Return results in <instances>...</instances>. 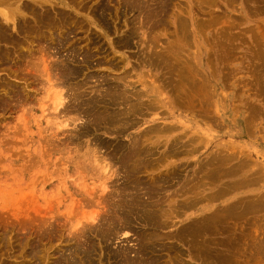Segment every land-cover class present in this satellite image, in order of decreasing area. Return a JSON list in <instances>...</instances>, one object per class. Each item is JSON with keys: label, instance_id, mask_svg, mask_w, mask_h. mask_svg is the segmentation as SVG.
<instances>
[{"label": "rangeland", "instance_id": "rangeland-1", "mask_svg": "<svg viewBox=\"0 0 264 264\" xmlns=\"http://www.w3.org/2000/svg\"><path fill=\"white\" fill-rule=\"evenodd\" d=\"M136 1L0 0V264H125L122 251L132 264H264L256 242L264 239V0ZM58 57L84 69L80 77L60 79ZM107 85L130 96L114 110L145 103L131 115L137 122L76 137L86 117L63 112L61 98L72 105L68 89L97 96ZM152 125L157 161L140 174L146 187L137 207L125 206L124 223L113 209L132 197L123 185L132 178L112 170ZM95 160L108 163L110 177ZM246 201L263 206L212 212ZM148 208L158 224L141 222ZM209 213L216 220L205 234L170 236Z\"/></svg>", "mask_w": 264, "mask_h": 264}, {"label": "bare ground", "instance_id": "bare-ground-1", "mask_svg": "<svg viewBox=\"0 0 264 264\" xmlns=\"http://www.w3.org/2000/svg\"><path fill=\"white\" fill-rule=\"evenodd\" d=\"M7 1V0H6ZM10 1V0H9ZM129 1V0H128ZM133 1L134 0H132V4H133ZM138 2H140L139 0H137ZM136 1V2H137ZM156 1H158V0H156ZM168 0H160V2H162V3H160L159 1V3L160 4H166V2H167ZM151 2H153V0L151 1ZM157 2V3H158ZM154 3V2H153ZM131 4V3H130ZM134 4H136V3H134ZM155 4V3H154ZM17 6H19V5H17ZM153 7V6H152ZM20 8V7H19ZM156 8V7H155ZM154 8V9H155ZM158 8H160V7H158ZM26 9H27V7H26ZM157 9V8H156ZM151 10V9H150ZM155 11V10H154ZM154 11H152L151 10V13L152 12H154ZM45 12V11H44ZM148 13H150V11H147ZM2 13H3V15H4V17L6 18V19H8L9 17H11V14H10V16H9V14H7L6 12H4V11H2ZM59 13V12H58ZM38 14V13H37ZM47 14H49V13H47ZM151 15V14H150ZM153 15V14H152ZM37 17H39V19H40V15H37ZM59 17H60V15H59ZM16 18V17H15ZM11 19V18H10ZM38 19V20H39ZM180 19H182V18H180ZM12 20H13V18H12ZM17 20V22L19 21V19H16ZM41 20V19H40ZM62 20V19H61ZM185 19H183V20H181V23H183L182 21H184ZM53 21V20H52ZM180 21V20H179ZM20 22V21H19ZM24 22H26V21H24ZM50 22V21H49ZM62 22V21H61ZM184 22H186V20L184 21ZM23 23V22H22ZM34 23V22H33ZM32 23V24H33ZM43 23V22H42ZM59 23V22H58ZM165 23V22H164ZM180 23V24H181ZM186 23H188V22H186ZM186 23H184V25H188V24H186ZM16 24V23H15ZM18 24V23H17ZM19 24H21V23H19ZM19 24H18V26H19ZM27 24H29V23H27ZM50 24H52V23H50ZM56 24V23H55ZM24 25V24H23ZM23 25H20L19 27H23ZM34 25H36L35 23L33 24V26ZM54 25V24H53ZM154 25H156V24H154ZM154 25H152V26H154ZM163 25H165V24H163ZM29 27H30V25H28ZM32 26V25H31ZM151 26V27H152ZM176 27H177V25H176ZM184 27V26H183ZM35 28H36V26H35ZM182 28V27H181ZM16 29H17V27H16ZM20 29V28H19ZM29 30V29H28ZM5 31H8V30H5ZM30 31V30H29ZM28 31V32H29ZM16 32V31H15ZM18 32V31H17ZM27 32V33H28ZM2 33V32H1ZM30 33H32V32H30ZM13 34V33H12ZM29 34V33H28ZM52 34V33H51ZM3 35H5V34H3ZM10 35V34H9ZM9 35H5L6 37H4L5 39H7V36H9ZM17 35V34H16ZM27 35V34H26ZM0 36H2V35H0ZM11 37V36H10ZM15 36H13V37H11V38H14ZM16 37H18V36H16ZM15 37V38H16ZM22 38H23V36H21ZM26 37V36H25ZM178 37V36H177ZM182 37H183V35H182ZM3 38V39H4ZM59 38V37H58ZM2 39V38H1ZM21 39V38H20ZM57 39V38H56ZM7 40H9V39H7ZM13 40V39H12ZM11 40V41H12ZM17 40H19V39H17ZM51 40V39H50ZM53 40V39H52ZM179 40V39H178ZM183 40V39H182ZM13 41H16L15 39L13 40ZM127 41V40H126ZM172 41V40H171ZM17 42H21L20 40L19 41H17ZM180 42H182V41H180ZM179 42V43H180ZM186 42V41H185ZM24 43V42H23ZM22 43V44H23ZM53 43V42H52ZM187 43V42H186ZM28 44V43H27ZM173 44V47H174V43H172ZM171 44V45H172ZM181 44V43H180ZM16 45H17V43L16 44H14V47H16ZM179 45V44H178ZM21 46H23V45H21ZM181 46V45H180ZM29 47V46H28ZM23 48V47H22ZM167 48H171L172 49V47H167ZM175 48V47H174ZM179 48V47H178ZM24 49V48H23ZM30 49V48H29ZM176 49H177V47H176ZM175 49V51L176 52H179V50L177 51ZM57 50V49H56ZM59 50V49H58ZM165 50V49H164ZM164 50H163V55H165L164 54ZM167 50V52L168 53H170L169 51H168V49H166ZM173 50V49H172ZM171 50V51H172ZM57 52V51H56ZM173 52H174V50H173ZM170 54H174V53H170ZM178 53H176V55H177ZM176 55H173V57L174 58H176V57H179V56H176ZM71 60L73 61V58H74V60H75V57L71 54ZM75 56H77V55H75ZM84 56V55H83ZM161 56V55H160ZM168 56V55H167ZM69 56H67V58H68ZM166 57V56H165ZM171 57V56H170ZM60 57H58V58H56V59H59ZM161 58H162V56H161ZM161 58H160V60H161ZM70 59V58H69ZM68 59V60H69ZM76 59H77V57H76ZM60 60V62H59V64H60V66L62 67H60V66H58V67H56L57 69L60 67L61 68V73L60 72H58V76H59V78L61 77V78H63V76H65V77H67V79L68 78H71V77H69V76H71V75H77V76H79V72L81 73V71L82 70H84V69H80V67L79 66H77V65H75L76 64V62L74 63V66H70L71 64L69 63V62H67V63H65L66 61H62V59L60 58L59 59ZM58 60V61H59ZM64 60V59H63ZM106 60V59H105ZM120 60V59H119ZM179 61L180 60H182V59H178ZM54 61L55 60H53L52 62H50V63H52V64H54L55 65V63H54ZM82 61H84L85 63L84 64H82V66H86V69H88L87 68V66L88 65H90L89 63H91L90 62V58L89 57H87V56H84V58L82 59ZM103 61V60H102ZM169 61H171L170 59H169ZM176 61H177V58H176ZM178 61V62H179ZM185 61V60H184ZM183 61V62H184ZM45 62V61H44ZM110 62H112V61H110ZM116 62V61H115ZM172 62V61H171ZM181 62V61H180ZM179 62V63H180ZM188 62V61H187ZM77 63H79V62H77ZM100 63V62H99ZM162 63V62H161ZM178 63V65L180 66V64ZM186 63V62H185ZM45 64V63H44ZM51 64V65H52ZM56 64H58V62L56 63ZM58 64V65H59ZM70 64V65H69ZM166 65H169V64H167V63H165ZM165 64H163V65H165ZM165 65V66H166ZM185 65V64H184ZM192 65V64H191ZM49 66H50V64H49ZM48 64H46L45 65V70H46V72L48 71ZM81 66V65H80ZM84 66V67H85ZM187 66V65H186ZM35 67V66H34ZM54 67V66H53ZM182 67V66H181ZM191 67V66H190ZM194 67V66H193ZM55 67H54V69H56ZM60 68H59V70H60ZM82 68V67H81ZM184 68V67H183ZM187 68V67H186ZM50 69H51V67H50ZM53 69V68H52ZM56 69V70H57ZM188 69V68H187ZM58 70V71H59ZM184 70H185V68H184ZM195 70V69H194ZM191 71V70H190ZM49 72V71H48ZM56 72V74H57V71H55ZM55 72L53 73V75L55 74ZM182 72H184V71H182ZM186 73V72H185ZM191 73V72H190ZM50 73H48V75H49ZM179 75H180V73H178ZM182 74V73H181ZM184 74V73H183ZM63 75V76H62ZM93 76H94V74H92ZM92 75L90 74V76H89V74H88V76L89 77H92ZM172 75V74H171ZM178 75V76H179ZM187 75V74H186ZM185 75V76H186ZM189 75V74H188ZM194 76V75H193ZM55 77H57V76H55ZM73 77V76H72ZM80 77V76H79ZM88 77V78H89ZM108 77V76H107ZM106 77V78H107ZM184 77V76H183ZM60 78V79H61ZM93 78V77H92ZM95 78H96V76H95ZM105 78V77H104ZM122 78V77H121ZM182 78V77H181ZM193 78H195V76L193 77ZM56 79L57 78H55V81H56ZM60 79L58 80V81H60ZM64 79V78H63ZM62 79V80H63ZM66 79V78H65ZM72 79V78H71ZM86 79V78H85ZM108 79V78H107ZM107 79H104V80H107ZM178 79V78H177ZM189 79V78H188ZM87 80H89V79H87ZM103 80V79H102ZM101 80V81H102ZM194 80V79H193ZM68 81V80H67ZM67 81H65V82H67ZM85 81V80H84ZM83 81V83H85ZM91 81V80H90ZM178 81V80H177ZM181 81V80H180ZM62 82V81H61ZM193 82V81H192ZM200 82V81H199ZM69 83V82H68ZM87 83V82H86ZM105 83H107L106 81H105ZM194 83V82H193ZM202 83V82H201ZM66 84V83H65ZM72 84H75V83H72ZM71 84V85H72ZM88 84V83H87ZM178 84H179V82H178ZM188 84V83H187ZM59 85V84H58ZM63 85V84H62ZM197 85H199V84H197ZM67 86V85H66ZM68 86H70V85H68ZM85 86H86V84H85ZM195 86V85H194ZM193 86V87H194ZM75 87V86H74ZM104 87V86H103ZM102 87V88H103ZM182 87H183V84H182ZM189 87V86H188ZM187 87V88H188ZM71 88V87H70ZM185 88V87H184ZM95 89V88H94ZM93 89V90H94ZM97 89V88H96ZM183 89V88H182ZM181 89V90H182ZM189 89V88H188ZM193 89V88H192ZM72 90H74L75 91V89L73 88ZM185 90V89H184ZM90 91V90H89ZM97 91V96L96 95H94V94H91V96H87V97H83V93L82 94H79V93H72V91L70 92L69 91V89L65 92V93H67V94H69L70 95V98H71V100L73 101V104L71 105H69L68 103H66L67 101H66V97H65V101H62V98H61V100L60 99H58V97L56 98V101H55V103H58L59 102V100H60V102L59 103H62L61 105L63 106V108H61V110L63 111V112H69V110H71V111H77V113L81 116V115H83V116H85L86 117V119L85 120H83L82 121V123L80 124V127H79V129H78V134H76V137H81V136H83V135H87V134H90V127H95V129L96 130H98V129H104L105 131L106 130H108V129H115V128H118V127H122V126H126V125H132V124H135L137 121L135 120V119H132L131 118V115L133 114V113H136V112H141L143 109H142V105H145V103L144 102H142V104L140 103V104H138L137 102H135L134 104L132 103L131 104V106H129V107H126V108H123V109H120V110H114L115 108L113 107L115 104H123V103H125L127 100H128V97H130V96H128L127 97V95L124 93V92H121V91H119V90H117V89H115L114 87H112V85H107L105 88H104V90H103V92L101 91V93H99L98 94V90H96ZM137 91V90H136ZM153 91H155L154 89H153ZM100 92V91H99ZM170 92V91H169ZM180 92V91H179ZM186 91H184V92H180V93H185ZM187 92H189L188 90H187ZM191 92V91H190ZM94 93V92H93ZM152 92H150L149 94H151ZM191 93H193V92H191ZM189 94V93H188ZM194 94V93H193ZM57 95H59L58 93H57ZM89 95V94H88ZM152 95V94H151ZM68 96V95H67ZM85 96V95H84ZM186 96V95H185ZM189 96H191V95H189ZM183 96L181 95V98H182ZM180 98V97H179ZM192 98V97H191ZM184 99V98H183ZM153 101H154V99H152ZM186 100V99H185ZM193 100V99H192ZM71 101V102H72ZM151 101V100H150ZM160 101L161 102H163V103H165V101H164V97H162L161 99H160ZM181 101V100H180ZM147 102V101H146ZM137 103V104H136ZM154 103H156V102H154ZM154 103L151 101V102H149V104H147V106L148 107H154L155 105H154ZM136 104V105H135ZM61 106V107H62ZM146 106V105H145ZM156 106H158V105H156ZM82 108V110L80 111V109ZM144 108V107H143ZM76 113V114H77ZM82 113V114H81ZM78 117V116H76V118H72L73 120H78V118H81V117ZM82 119V118H81ZM69 120V119H68ZM69 124H70V122H68ZM73 123H74V121H73ZM120 129V128H119ZM160 130V128H158V126H155V125H152V126H150V127H146V128H144V130L143 131H141V132H139L138 134H136L132 139H131V142H130V144L127 146V148H125V151H122V154H121V157H119V166H118V168L116 169V170H112L113 172H112V174H119V172H120V170H122L125 174H127V175H129L130 176V178H132L131 179V181H128V182H125V183H123V185H124V189L125 190H128L126 193H128V194H131V198L129 199V201H126V200H124L125 199V197H124V199H123V196H122V199L124 200L123 201V203L121 204V203H119L117 206H115V207H117V209H115V207H114V209L113 210H115L116 212H118V213H115V216L116 217H119L120 219L119 220H121L122 219V222H124L125 223V221L126 220H128V216L130 215L129 213H127L126 212V208H125V206L126 205H130V206H133V205H135L134 207H137L139 204H140V202L138 201L139 199H140V197H138L137 195H139V191L138 190H142V189H144L145 187H146V183H144V181H142L143 179H141V176H140V174L144 171V170H146L147 168H148V166L149 165H153V164H155L156 163V161H157V157H152V155H153V153H155V151H154V147H155V143H156V141L155 140H151L150 138L152 137V136H154L155 134H156V132H158ZM96 139V138H95ZM103 141V140H102ZM102 141H100L99 139H97L96 140V143H98V144H100L101 146H105V144L102 142ZM120 144V143H119ZM158 144V143H157ZM176 144H177V141L174 143H172L171 144V149L169 148L167 151H168V154L170 153V154H174V153H176V152H178V150H177V148H176ZM122 145V144H121ZM170 145V144H169ZM119 146V145H118ZM118 146H116V147H118ZM115 147V148H116ZM120 148V147H119ZM118 148V149H119ZM92 149V148H91ZM113 149V148H112ZM104 150V149H103ZM124 150V149H123ZM106 153V152H105ZM114 153V152H113ZM116 153H118V151L116 152ZM167 153V152H166ZM165 154V153H164ZM116 155V154H115ZM167 155V154H166ZM112 156H113V154H112ZM165 156V155H164ZM163 156V157H164ZM109 157H110V155H109ZM115 157V156H114ZM96 159H97V157H96ZM99 159H101V158H99ZM109 159V158H108ZM103 160V159H102ZM115 160V159H114ZM100 161V160H99ZM102 162V161H101ZM97 163V160H95V163L94 164H96ZM100 163V162H99ZM99 163L98 164H96V167L97 168H99L100 167V171H101V175H103V177L104 176H107V177H110V175H109V169L111 168L110 166H109V169L107 170V167H108V163H105V164H100L99 165ZM103 163H104V161H103ZM112 166V165H111ZM113 168H115V167H113ZM97 170V169H96ZM121 171V172H122ZM97 172V171H96ZM120 172V173H121ZM166 172V171H165ZM173 172H175L174 170H173ZM172 172V173H173ZM97 173H99V172H97ZM123 173V174H124ZM115 174L113 175V176H115ZM122 174V175H123ZM121 175V174H120ZM172 175V174H171ZM221 175V174H220ZM125 176V175H124ZM128 176V177H129ZM168 177V176H167ZM149 178H151V177H149ZM146 179V178H145ZM152 180V179H151ZM252 180V179H251ZM150 181V180H149ZM153 181V180H152ZM154 182H155V178H154ZM232 182V181H231ZM195 183V182H194ZM154 184V183H153ZM152 184V182H150V185H153ZM155 185H156V183H155ZM155 185H153V187L155 186ZM159 186V185H158ZM232 186H234V185H232ZM240 186V185H239ZM242 186V185H241ZM106 187V186H105ZM104 187V188H105ZM150 188H152V187H150ZM230 188V187H229ZM105 189H107V188H105ZM124 190V191H125ZM134 190H137V191H135L134 192ZM106 191V190H105ZM130 191L132 192V193H130ZM147 191V190H146ZM145 190L144 191H142V195H143V193L144 192H146ZM218 191V190H217ZM110 192V191H109ZM117 192V191H116ZM122 192V191H121ZM148 192L149 191H147V193L146 194H148ZM113 193V192H112ZM125 192H123V194H124ZM140 194V195H141ZM145 194V193H144ZM118 195H120V194H118ZM125 195V194H124ZM147 196V195H146ZM149 196V195H148ZM263 196V195H262ZM116 197V196H115ZM114 197V199H116ZM120 197V196H119ZM130 197V196H129ZM137 197V198H136ZM143 197V196H142ZM147 198V197H146ZM145 198V199H146ZM198 198V197H197ZM120 199H121V197H120ZM127 199H128V195H127ZM148 200L150 201L151 199H149V197H148ZM192 200H193V198H192ZM114 201V200H113ZM155 201V200H154ZM156 201H159V200H156ZM194 201H198V199L197 200H194ZM194 201H183L182 203H183V205H185V207H189V206H191L192 204H193V202ZM112 202V201H111ZM151 202H153V200H151ZM260 202V201H259ZM263 202V201H262ZM113 203H115V202H113ZM150 203V202H149ZM157 203H160V201L159 202H157ZM156 203V204H157ZM246 203H248L247 201H246ZM245 203V205L243 206V207H241L240 208V206L239 205H236V204H232V205H229V206H226V207H224V208H222V210L221 209H219V210H216V211H212V212H215L216 214H218V215H220V214H222V212L223 211H227V212H232V211H234V212H237L236 210H237V208L239 207V209H240V212H242V211H244L245 209H253V207H254V205L255 206H257L258 208L259 207H262L264 204L263 203H261V204H263V205H261L260 206V204L259 205H257L256 203H252L251 201H250V203H248V204H246ZM142 204V203H141ZM148 204V203H147ZM150 204H152V203H150ZM176 205V204H175ZM143 206V205H142ZM145 206H146V204H145ZM144 206V207H145ZM179 206V205H178ZM141 207V206H140ZM112 208H113V206H112ZM142 208V207H141ZM183 208V207H182ZM255 208V207H254ZM257 208V209H258ZM129 209V208H128ZM135 209L136 208H134V210L133 211H135ZM144 209V208H143ZM260 209V208H259ZM118 210V211H117ZM119 210H121V211H119ZM137 210V209H136ZM157 210V209H156ZM156 210H154L153 208H148L144 213H140V216H142L141 218H142V220H141V222L142 221H144L145 223L146 222H150V223H152L153 224V222H157L156 224H158L159 222V220L161 219H159V217L161 216L160 215V213L159 212H156ZM160 210V209H159ZM178 210V209H177ZM253 210H255V209H253ZM114 211V212H115ZM256 211V210H255ZM258 211V210H257ZM136 212V211H135ZM134 212V213H135ZM132 213V212H131ZM133 213V214H134ZM178 213V212H177ZM211 213V212H210ZM210 213L209 214H207V215H205V216H202L201 218H199V219H192L191 221H188V222H186V223H183L181 226H178L174 231H171L170 232V236H174V237H180L181 239H182V237L184 236V235H186V234H188V235H191V237H192V235H193V233H198V232H201V231H203V233L205 234V232H206V230H207V228H208V224L210 223V221L211 220H213L214 218H212V217H209L210 216ZM105 214V213H104ZM110 214V213H109ZM108 214V215H109ZM173 215V212H171L169 215ZM175 214V213H174ZM99 214L97 213H93L92 214V219L94 220V219H96L97 218V216H98ZM176 215H178V214H176ZM101 216V215H100ZM103 216V215H102ZM111 216H113V214L111 215ZM114 216V217H115ZM139 216V215H138ZM105 217V216H104ZM110 217V216H109ZM130 217H131V215H130ZM136 217V216H135ZM169 217V216H168ZM171 217V216H170ZM175 217V216H174ZM111 218V217H110ZM137 218V217H136ZM140 218V219H141ZM102 219V218H101ZM100 219V220H101ZM104 219H106V217L104 218ZM118 219V218H117ZM107 220V219H106ZM105 220V222L106 223H108L107 221ZM109 220V219H108ZM172 220H173V218H172ZM214 220H216V219H214ZM136 221V220H135ZM140 221V220H139ZM163 221V220H162ZM104 222V221H103ZM167 222V221H166ZM170 222V221H169ZM102 223V222H101ZM110 224H112L114 227H115V224H114V221L113 222H111L110 221ZM109 224V225H110ZM155 224V223H154ZM160 224L162 225V224H165V223H161V221H160ZM159 224V225H160ZM125 225V224H124ZM107 227H108V224L106 225ZM126 226V225H125ZM129 226V225H128ZM131 226V225H130ZM110 227V226H109ZM112 227V226H111ZM113 227V228H114ZM121 227V226H120ZM127 227V226H126ZM104 228V227H103ZM117 228V230H119L120 228H118V227H116ZM121 228H125V227H121ZM105 229V228H104ZM108 229V228H107ZM106 229V232L108 231ZM116 230V231H117ZM95 231V230H94ZM102 231V230H101ZM110 231H111V229H110ZM97 232H99V231H97ZM103 232V231H102ZM109 232V231H108ZM117 232H119V231H117ZM116 232V233H117ZM115 233V232H114ZM148 233V232H147ZM97 234H99V233H97ZM102 234V233H101ZM200 234V233H199ZM200 236V235H199ZM153 237V236H152ZM194 237V236H193ZM196 237V236H195ZM203 237V236H202ZM146 238V237H145ZM148 238V237H147ZM188 238V237H187ZM192 239V238H191ZM261 239V238H260ZM152 240V239H151ZM154 240H156V239H154ZM159 241V240H158ZM157 241V242H158ZM152 242V244H154V241H151ZM161 242V241H160ZM257 242V245L258 246H260L259 248H258V254H261V256L264 258V250L262 249V247L264 246V239H262V240H258V241H256ZM146 243H148V242H146ZM156 243V242H155ZM151 244V243H150ZM151 244V245H152ZM194 244V243H193ZM149 245V244H148ZM156 245V244H155ZM195 245V244H194ZM147 246V245H146ZM150 246V245H149ZM143 247H144V245H143ZM147 248V247H146ZM150 248L151 249H153L151 246H150ZM228 248V247H227ZM148 249V248H147ZM155 249V248H154ZM225 249V248H224ZM229 249V248H228ZM78 250V249H77ZM126 250H127V248H126ZM148 251V250H147ZM263 251V252H262ZM181 252V251H180ZM83 253H84V251H83ZM203 253V252H202ZM223 253V252H222ZM247 253V252H246ZM179 255V254H178ZM122 256H123V259H121L122 260V263L125 261V264H132L131 263V260L132 259H129L128 258V256H127V252L126 251H122V253H121V258H122ZM74 259V258H73ZM182 260V259H181ZM259 260V259H258ZM260 260H261V258H260ZM263 260V259H262ZM159 261H160V259H159ZM173 262V261H172ZM177 263H179V261H176ZM64 263H66V261H64ZM157 263V262H156ZM162 263V262H161ZM175 263V262H174ZM59 264V263H58ZM62 264V263H61ZM67 264H69V262L67 263ZM70 264H71V262H70ZM120 264H121V261H120ZM150 264V263H149ZM157 264H159V263H157ZM245 264H247V263H245Z\"/></svg>", "mask_w": 264, "mask_h": 264}]
</instances>
